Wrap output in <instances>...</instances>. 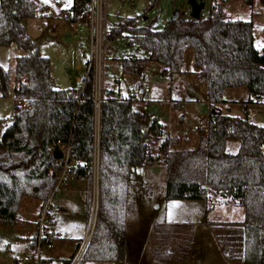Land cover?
I'll list each match as a JSON object with an SVG mask.
<instances>
[{
    "label": "trees",
    "instance_id": "obj_1",
    "mask_svg": "<svg viewBox=\"0 0 264 264\" xmlns=\"http://www.w3.org/2000/svg\"><path fill=\"white\" fill-rule=\"evenodd\" d=\"M38 10L36 0H0V46L14 44L25 51L15 59L14 117L0 133V222L18 221L19 202L25 195L46 206L62 170L53 149L69 143L72 178L86 184L87 222L96 187L93 229L78 264L120 260L125 255L131 174L158 160L148 141L149 136L162 133V125L154 119L143 131V115L132 106L136 96L122 97L118 89L103 90L96 114L92 69L79 89L58 87L50 59L34 46L24 27L23 22ZM61 12L68 23L88 20L86 0H72ZM118 37L130 38L145 51L143 57L121 59V74L130 77L142 76L150 62L161 64L164 74L178 73L184 51L193 50L199 78L207 88V129L200 130L198 145L192 150H171L169 139L159 144L166 166L164 198L233 200L244 209V260L264 263V126L222 114L218 107L226 102L222 97L226 88L245 86L252 102L264 98V48L259 52L254 46L251 21L226 19L221 3L210 0L205 17L174 15L157 30L138 26L130 18L113 23L106 38ZM8 87V71L0 66V96L8 95ZM3 123L0 118V127ZM231 140L239 143L235 153L225 148ZM58 238L51 230L42 244ZM36 242L37 235L32 239L33 249Z\"/></svg>",
    "mask_w": 264,
    "mask_h": 264
},
{
    "label": "rangeland",
    "instance_id": "obj_2",
    "mask_svg": "<svg viewBox=\"0 0 264 264\" xmlns=\"http://www.w3.org/2000/svg\"><path fill=\"white\" fill-rule=\"evenodd\" d=\"M195 1L203 3L201 15L205 17L209 11L210 0ZM218 1L226 19L251 21L254 46L262 52L264 0H251L250 4L246 0ZM36 2L39 10L33 18L23 22L26 33L40 53L50 59L51 74L56 85L60 88L78 89L85 78L90 60L89 24L83 21L66 22L61 11L68 9L72 5V0ZM103 4L105 34L101 41L102 88L118 89L123 97L134 94L137 100L132 106L143 115L142 130L147 131L151 122L157 119L165 131L157 136H149L151 153L155 158L159 157L158 160L135 168L131 174L130 187L133 198L131 197V207L127 213L130 218L137 215L141 209L137 207L140 201L144 203V209L151 210L152 204L155 202L160 204L165 199L166 166L161 161L158 146L164 139H169L173 141L171 150L195 149L200 130L207 129L209 103L206 84L199 78L200 69L194 64L191 48L184 51L181 71L178 73L164 74L161 64L150 62L143 70L142 76L130 77L121 74V59L143 57L145 51L138 48L128 37L113 40L106 38L109 26L126 18L135 20L138 26L161 29L174 15L184 16L182 12L190 8L189 0H103ZM23 54L25 51L14 44L0 46V66L9 74L8 95L0 96V118L4 119L0 133L3 126L14 117L15 59ZM144 88H147L148 92H144ZM222 97L227 100L218 105L222 114L264 126V98L259 102L250 101L251 96L245 86L226 88L222 92ZM142 105L146 108L143 109ZM237 150L238 141L227 142L228 153H235ZM94 184L96 185V179ZM85 191L84 181L71 178L52 193L45 207H42L41 200L23 196L17 210L18 221L12 225L0 222V264L15 262L25 264L22 258L33 252L31 243L38 234L42 213L46 214L44 232L47 234L54 227L65 240L60 238L55 240L50 249L43 246L41 256L58 258L69 256L74 249L75 241H83L87 237L89 226L94 224L96 187L88 222L85 217ZM172 210L162 206L150 214L165 217L170 216ZM188 212L194 215L193 211Z\"/></svg>",
    "mask_w": 264,
    "mask_h": 264
},
{
    "label": "crops",
    "instance_id": "obj_3",
    "mask_svg": "<svg viewBox=\"0 0 264 264\" xmlns=\"http://www.w3.org/2000/svg\"><path fill=\"white\" fill-rule=\"evenodd\" d=\"M164 200L152 204L151 210L144 209L140 201L137 215L129 218L127 214L122 259L88 264H264L244 260V209L236 202L218 196L206 200ZM162 206L173 209L170 216L150 214ZM53 232L65 240L54 227ZM76 241L69 256H41V263L64 264L78 249Z\"/></svg>",
    "mask_w": 264,
    "mask_h": 264
},
{
    "label": "built area",
    "instance_id": "obj_4",
    "mask_svg": "<svg viewBox=\"0 0 264 264\" xmlns=\"http://www.w3.org/2000/svg\"><path fill=\"white\" fill-rule=\"evenodd\" d=\"M87 7L89 9L88 13V24L90 28V60L87 64L86 73L92 69L94 75V105L96 114L98 113L99 104L102 99L103 88L101 85V71H102V61L103 56L101 53L102 50V38L105 34L104 28V7L103 0H86ZM190 9L182 12L184 16H189ZM144 92H148L147 88H144ZM142 108L145 109L146 106L142 105ZM62 151V158L55 159V161L62 165L61 173L58 175L56 185L54 187L53 193L68 179L72 178V174L68 168V162L71 160V155L73 153V149L71 145L62 144L58 146ZM73 179V178H72ZM46 221V214L42 213L40 215V223H39V231L37 234V242L35 249H33L32 254L24 255L22 261L25 264H42L41 263V253L42 247L46 246L50 248L52 246L51 243L42 244V239L46 235L44 232V222ZM93 226H89V232L87 233V237L80 243L78 249L75 254L71 258L69 264H78L85 252L87 244L89 242V238L92 232Z\"/></svg>",
    "mask_w": 264,
    "mask_h": 264
},
{
    "label": "water",
    "instance_id": "obj_5",
    "mask_svg": "<svg viewBox=\"0 0 264 264\" xmlns=\"http://www.w3.org/2000/svg\"><path fill=\"white\" fill-rule=\"evenodd\" d=\"M154 1V0H150ZM189 5H190V13L189 16L193 19L199 18L201 11L203 9V3H198L195 0H189ZM52 155L55 159H60L62 158L63 154L62 151L59 149L58 146H55L52 152Z\"/></svg>",
    "mask_w": 264,
    "mask_h": 264
}]
</instances>
